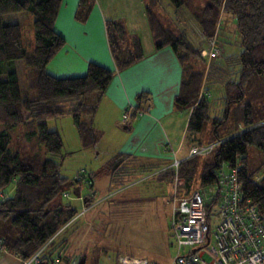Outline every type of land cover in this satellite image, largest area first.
I'll return each instance as SVG.
<instances>
[{
    "label": "trees",
    "instance_id": "1",
    "mask_svg": "<svg viewBox=\"0 0 264 264\" xmlns=\"http://www.w3.org/2000/svg\"><path fill=\"white\" fill-rule=\"evenodd\" d=\"M187 1L169 0L177 9L186 6ZM94 2L78 0L75 18L85 21ZM61 3L62 0H0V125L3 126L0 130V191L13 187L12 193L0 200V251L15 253L23 261L38 253L41 258L38 264L57 263L53 261L56 257L50 259L49 263L46 255L56 246L55 238L77 215V211L70 204L55 202L69 184H80V178L71 180L59 173L58 159L63 157L62 140L57 131L47 128L45 120L70 114L81 148H93L100 133L91 121L111 79L115 72L127 69L144 57L139 38L129 34L121 21L109 19L104 24L115 72L89 62L83 75L55 77L47 73V63L65 44L64 38L53 27ZM197 10L192 16L205 40L212 37L216 40L217 26L222 24L223 18L234 24L241 50L238 54L220 58L228 75L238 68L239 79L226 84L225 99L227 103H240L244 96L243 86L253 74L261 75L264 84V0H204V5ZM18 12H26L33 17L34 47L31 53L23 46L20 24L3 19L6 14ZM145 14L154 48L171 47L181 65L182 76L173 106L176 110H189L185 142L190 147L202 145L198 143V135L209 117L210 106L207 99L209 94L204 93L203 89L215 70L207 75L204 70H195L192 63L186 64L191 58L202 59L199 47L184 34H176L164 27L146 3ZM16 61H21L25 67L27 87L35 91L34 98L21 92L14 68ZM219 82L223 85V75ZM91 92H97L96 100L93 103L82 101ZM134 100L135 105L125 109L130 113L131 122L140 112H148L150 94L139 92ZM227 114L229 108L223 114L224 119H214L213 137L203 144L211 145V150L206 154H188L179 160L177 167L115 152L103 165L109 175L110 188L130 183L126 180L137 173L158 171L156 180L171 187V197H180L193 191L194 177L200 159L204 157L200 178L202 186L217 183L223 166L232 168L239 165L238 178L243 198L264 214V175L260 179L256 177L259 169L264 168V121L253 117L249 104H238L231 112L233 130L218 135L216 128L219 124L223 125ZM82 116L91 119L84 121ZM15 128H20L22 136L29 142L31 150L26 155L21 156L17 146L12 148L11 131ZM250 146L262 154L259 171L248 167ZM210 155L212 160L208 161L207 156ZM94 175L88 174L89 182ZM176 179H181L182 183L175 184ZM82 198L87 206L94 200L93 195ZM204 201L208 217L213 207L217 208L218 190L207 202ZM170 218L171 213V231ZM76 264H83V261Z\"/></svg>",
    "mask_w": 264,
    "mask_h": 264
},
{
    "label": "crops",
    "instance_id": "2",
    "mask_svg": "<svg viewBox=\"0 0 264 264\" xmlns=\"http://www.w3.org/2000/svg\"><path fill=\"white\" fill-rule=\"evenodd\" d=\"M77 4L78 0H62L53 27L64 38L65 44L47 63L46 72L55 77L79 76L85 73L89 62L101 64L115 72L104 22L107 19L121 21L129 34L139 38L144 57L127 69L115 72L110 86L101 97L97 113L91 121L93 127L101 131L98 142L101 141L108 145L109 142H113L111 137L116 136L118 142H114L111 155L115 152L128 154L134 152L137 156L161 161L167 165H171L175 159L181 160L187 157L190 146L185 142V132L189 110L187 114L183 110H173L172 103L179 90L182 76L181 65L171 47L165 46L159 50L154 48L143 0H95L85 21H78L75 18ZM143 91L150 94L148 112L138 115L134 121L124 125L121 122L122 109L128 103L127 108L133 106L132 104H135L131 102L133 96ZM181 119L183 123L179 124L178 120ZM126 139H131V142L128 144ZM107 177L109 180V175ZM132 184L134 183L130 182L118 187L119 191L113 194L124 193L127 189L123 190V187L129 188ZM12 191L13 187L8 191H0V200L10 195ZM130 194L133 195V193ZM91 195L95 196L94 193ZM145 198L140 200L138 206L126 207L130 209L139 207L142 211L144 201L153 199ZM107 200L104 199V203ZM125 203L122 201L118 205L124 206ZM89 206L85 205L87 208ZM113 206L115 205L104 204L103 214H110ZM170 213L171 210L168 222ZM125 215L123 221H116V223L110 218L101 233L108 234L116 240H122L132 247L151 250L160 256L166 255L168 235L164 230H156L155 233L139 230L137 227L142 224L143 215L139 213ZM77 216L68 222L65 229L55 238L56 246L54 245L52 251L46 255L49 257L47 259L49 263L50 259L56 257L53 260L57 262L55 264H76L80 260L86 264L90 252L95 251L94 246H89L95 238V231L92 230V226L87 225L86 228L76 226ZM166 228H169V223ZM103 250L104 252L95 254L96 258H90V264L107 263L106 248ZM134 252L140 253L139 250H134ZM121 253L133 255L118 251L117 256ZM102 254L104 255L100 256ZM100 258L104 261L101 262ZM116 260L113 264H116ZM23 262L15 253L0 251V264H23Z\"/></svg>",
    "mask_w": 264,
    "mask_h": 264
},
{
    "label": "rangeland",
    "instance_id": "3",
    "mask_svg": "<svg viewBox=\"0 0 264 264\" xmlns=\"http://www.w3.org/2000/svg\"><path fill=\"white\" fill-rule=\"evenodd\" d=\"M143 2L144 4H148V6L152 9L153 13L160 20L164 27L171 29L176 34H184L188 37L189 40H191V42L195 43V45L199 47V53L202 59L191 58L190 62H187L186 64L192 63L195 70H204L207 75H210V72L215 70L214 73H212L210 79H207V82L205 83L203 89L204 93L207 92L209 94L207 96L210 105L208 109L209 117L204 123L203 130L198 135L200 139L198 143H202L203 145L210 141L211 136L213 137V131L215 128L214 119H224L223 114L225 113L227 108H229V115L227 114V118L224 121L223 125L219 124L216 129L218 131V135L221 136L229 133L230 130L232 131L234 123H232L231 112L238 104H249L253 111V117H255L256 120L264 121V84L263 77L261 75L253 74L245 83V85L243 86L244 96L240 103H227V99H225L226 84H229L233 81H238L239 74L236 72V70H238V68H236L232 74L228 75V70L223 67L221 58L230 54H238L241 50L238 34H236L234 30V24L229 19L223 18L222 24L217 26L216 40H214L213 37L205 40V38L202 37V33L197 24V21L192 16V13L198 11L197 9H201V7L204 5V0H188L186 3L187 5L180 9L175 8L169 2V0H143ZM3 19L9 22H19L21 27V38L23 46L28 53H31L34 47L32 30L33 17L26 12H18L6 14ZM221 25L222 29L220 28ZM213 47H218L219 49V55H217L216 57H211L208 54ZM204 51H206L205 54ZM14 68L17 72V79L22 94L24 96L28 94L29 98H34L36 96V93L35 91L28 90L26 82V70L22 62H14ZM222 75L223 85H221V83L219 82ZM110 83L108 86H110ZM96 98L97 92H91L85 95L82 98V101L93 103ZM134 98L135 97L133 96V100L131 101L132 103H135ZM128 104L125 108L122 109L121 122H123V113L129 106ZM132 105L134 106L135 104ZM174 109L175 108H173V110ZM183 112L187 114L188 110L185 109L183 110ZM90 119L91 118L89 116H82V120L84 121H90ZM45 122L47 128L49 130L57 131L62 140L63 146L61 152L63 154V157L58 159L60 162L59 173L63 177H67L71 180L80 178V184H77L75 182L73 184H69L64 193L58 199L62 204H70V206L77 211L78 216H76L78 217V219H76V226L81 228H86L87 225L89 227L92 226V230L95 231V238L89 244L90 247H95V251L93 253L90 252L88 256V262L86 264H90V258H96L95 254H97L98 252H104L103 248H106L107 252V255L105 256V259H107V263L105 264H113L115 259H117L118 251L128 252L138 257L149 258L157 264H171L176 255V247L174 239L171 236V231L169 228H166V226L169 223L168 216L170 210H172L174 197H171L170 195L172 189L169 185L162 184L156 180L158 171L135 174L132 178L128 179V181L126 180V182L130 181L134 184L130 185L129 188L123 187V190H127L124 193L115 195L113 194V192L117 193L115 191H117L118 189L109 187V180L107 177L108 174L104 170L103 165H105L106 161L110 158L112 150L111 148H113V145L118 142V137H111L113 142H109L108 145L100 141L97 142L98 145L96 144V146H94L93 148L83 149L80 146L77 131L70 114H64L59 117L50 118L45 120ZM178 122L179 124H182L183 119L178 120ZM2 128L3 126L0 125V130ZM97 131H99L98 133H100L101 136V131ZM11 134L12 148L17 146L21 156L26 155L31 150V148H29V142L26 141L22 136L20 128L13 129L11 131ZM126 140L128 144L131 142V139ZM187 140L188 136L186 137V141ZM130 153L132 155H135L134 152ZM207 159L208 161H211L212 156H207ZM247 161L249 168H252V170L254 171L260 170L256 173V177L260 179L264 175V168H261L260 166L262 162L261 152L258 151L255 147L250 146L248 148ZM204 162L205 158L201 157L200 164L194 177L192 189L193 191L200 190L207 202L213 195L217 193L218 187L216 183L205 186H202L200 184L201 172L202 168L204 167ZM259 167L261 169H259ZM230 169L231 167L225 165L222 167L221 171L224 174H228ZM89 173L95 174L91 182H89ZM10 188H7L6 191H8ZM93 193L95 195V198L91 205L87 208L85 207V203L82 197L85 195H91ZM130 193H133V195H131ZM145 197H150L153 199L144 201V207L141 208L142 211L139 210V207H132V209L126 207L138 206L140 204V200L146 199ZM104 199L108 200L104 203ZM130 199L132 200L128 203ZM122 201H125L126 203L124 204V206H119L118 204H120ZM104 204H108L109 206L115 205L113 206V208H111V212L108 215L103 214ZM212 210V214H214L216 207H213ZM129 213L132 215L137 213L143 215V222L140 227H137L139 230L151 231L153 233H155L156 230H164L167 233L168 251L166 255L160 256L156 255L151 250L140 249L141 247H132V245L124 243L122 240L119 241L109 236L108 234L103 235V233H101L104 229V226L108 224L107 221L110 218L113 219L116 223V221H123L126 217L125 214ZM216 222L217 220H213V216H211L209 219L211 230H214ZM115 223L113 222V224ZM108 226H110V224ZM131 250H133V252H131ZM134 250H139L140 253H135ZM185 251L186 249H184L183 252ZM103 255L104 254L100 256ZM204 257L205 259L209 260L208 256ZM99 260L101 262L104 261L101 258Z\"/></svg>",
    "mask_w": 264,
    "mask_h": 264
},
{
    "label": "built area",
    "instance_id": "4",
    "mask_svg": "<svg viewBox=\"0 0 264 264\" xmlns=\"http://www.w3.org/2000/svg\"><path fill=\"white\" fill-rule=\"evenodd\" d=\"M208 54L211 57L219 55L218 47L211 48ZM122 121L126 125L130 123L129 111L124 112ZM211 147L193 145L189 155L206 154ZM178 163L175 159L171 165L177 167ZM239 169L240 166L235 165L228 174L220 169L216 183L219 201L214 214L208 217L205 199L199 190L173 198L170 228L176 255L171 264H264V214L243 198ZM181 183V179H176L175 184ZM211 216L217 220L214 230L210 229ZM40 261V255L36 253L23 264ZM116 264L155 263L144 257L121 253Z\"/></svg>",
    "mask_w": 264,
    "mask_h": 264
},
{
    "label": "water",
    "instance_id": "5",
    "mask_svg": "<svg viewBox=\"0 0 264 264\" xmlns=\"http://www.w3.org/2000/svg\"><path fill=\"white\" fill-rule=\"evenodd\" d=\"M55 203H56V204L59 203V199H57Z\"/></svg>",
    "mask_w": 264,
    "mask_h": 264
}]
</instances>
